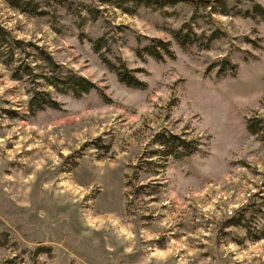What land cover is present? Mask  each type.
<instances>
[{
  "label": "rangeland",
  "instance_id": "rangeland-1",
  "mask_svg": "<svg viewBox=\"0 0 264 264\" xmlns=\"http://www.w3.org/2000/svg\"><path fill=\"white\" fill-rule=\"evenodd\" d=\"M36 1L39 16L0 0L24 43L0 46V264H264V20L242 14L264 0H224L227 16L211 15L218 0ZM186 23L226 36L182 49ZM152 38L174 58L149 56ZM31 45L100 92L56 91ZM225 59L235 76L218 74ZM36 91L58 108L31 110ZM246 206L250 230L232 226Z\"/></svg>",
  "mask_w": 264,
  "mask_h": 264
},
{
  "label": "trees",
  "instance_id": "trees-1",
  "mask_svg": "<svg viewBox=\"0 0 264 264\" xmlns=\"http://www.w3.org/2000/svg\"><path fill=\"white\" fill-rule=\"evenodd\" d=\"M4 1L9 4L13 9L19 12L32 14L33 16H39L43 14L42 11H36V7H38L37 5L39 4L36 0ZM113 2L120 8H122L123 5L125 6L126 4H130L134 8L143 6L156 10H163L167 6L175 7L181 3L191 4L192 6H195V3H198V1L195 0H115ZM216 4L217 5H212V7L210 6L211 15L215 13L222 14L225 16L232 14V9L231 7H229L226 1L218 0ZM241 12V10L238 11L239 14ZM242 14L245 17H259L264 20V7L260 4H256L252 7L245 8ZM224 36H226V33L222 32L220 29L217 28L212 29L208 35L207 33H202L199 35L192 29L191 24L188 23L183 25L182 28H180L179 30L173 31V38L182 49H188L192 46L198 45V40H203L202 43H200V45L198 46H203V48L208 49L213 41L218 40ZM149 41L150 43L145 48L149 56L160 61L164 60L165 57L174 58L175 55L173 50L171 49V43L164 42L160 39L155 38L149 39ZM23 44L24 43L22 41L18 40L16 37L13 36L11 31H9L7 28L0 24V46H7L9 51L14 52L15 50H19L23 46ZM31 46L33 47V52L35 53V56L40 61L44 62L47 66V70L49 73L44 75L43 78L47 81V84L55 88L56 91L61 93L71 92L72 94H74V96L89 94L93 91L100 92V89L94 83L90 82L85 77L78 75L72 70L64 67L63 65L58 64L53 59L51 54L47 52L44 48L36 45ZM100 48L101 46L97 43L95 46L96 51H99ZM0 59L6 66H9V64H11V61L9 59H6L1 55ZM106 62H108V65L113 68L112 64L109 61ZM215 67H219L218 74L221 76H225L228 71L231 72L232 76H235L237 73V66L232 63L229 59L222 60L220 65H216ZM118 76L119 80L128 87L140 88V86H143V83L136 79L132 75V73H130L126 69H124L123 72H119ZM13 78L16 80L22 79V76L19 75V69L15 71ZM40 94L41 92L39 91L32 93V97L30 99L31 110H34L35 103L39 104L38 106H40L41 103L39 100H43L39 99ZM42 95L47 97L45 93H43ZM47 98L48 101L46 105H41L40 107H38L39 110H44L45 108H58V105L54 101H52L49 97ZM252 124L250 123L248 126L250 128V131L254 132V124ZM178 144L180 149L183 150V153L187 152V149L184 147V142ZM176 157L180 158L181 154L176 155ZM249 223L250 217L248 215V206L241 208L239 211L236 212V214L232 218V226L235 227H243L250 230Z\"/></svg>",
  "mask_w": 264,
  "mask_h": 264
}]
</instances>
